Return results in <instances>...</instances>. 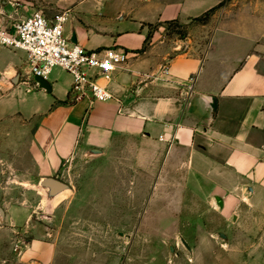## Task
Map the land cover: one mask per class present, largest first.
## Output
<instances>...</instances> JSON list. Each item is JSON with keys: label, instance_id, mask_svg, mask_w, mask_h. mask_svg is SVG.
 Returning <instances> with one entry per match:
<instances>
[{"label": "crops", "instance_id": "0c3cea01", "mask_svg": "<svg viewBox=\"0 0 264 264\" xmlns=\"http://www.w3.org/2000/svg\"><path fill=\"white\" fill-rule=\"evenodd\" d=\"M224 1L200 27L205 48L160 30L147 48L153 25L189 23ZM66 11V33L82 46L129 54L110 83L114 97L92 108L69 103L68 72L55 68L47 91L24 50L0 46V154L31 164L26 176L41 183L68 177L78 156L116 162L127 153L136 171L129 192L145 195L136 203L146 221L157 210L180 221L190 195L234 221L243 210L264 221V0H74ZM31 14L0 0L5 29ZM11 210L6 219L24 220L22 207ZM35 242L30 261L52 264L56 250L36 251Z\"/></svg>", "mask_w": 264, "mask_h": 264}, {"label": "rangeland", "instance_id": "374dc122", "mask_svg": "<svg viewBox=\"0 0 264 264\" xmlns=\"http://www.w3.org/2000/svg\"><path fill=\"white\" fill-rule=\"evenodd\" d=\"M5 1L50 17L73 8L74 2ZM201 26L195 20L153 25L147 48L156 30L172 43L191 38L205 48L209 31ZM14 157L0 154V264H51L30 261L35 241L41 242H35L36 251L56 250L52 264H264V221L255 220L256 211H238L240 220L234 221L227 212L201 209L190 195L180 221L168 220L161 210L152 211L153 220L146 221L145 209L136 203L145 195L129 192L136 171L127 153L116 162L78 156L69 176L60 178L68 188L54 197L26 176L31 164L23 167ZM109 188L116 193L104 194ZM14 206L25 213L16 225L6 219ZM23 251L31 253L22 259Z\"/></svg>", "mask_w": 264, "mask_h": 264}, {"label": "built area", "instance_id": "2783aa9c", "mask_svg": "<svg viewBox=\"0 0 264 264\" xmlns=\"http://www.w3.org/2000/svg\"><path fill=\"white\" fill-rule=\"evenodd\" d=\"M68 21V11L50 17L36 10L7 29L0 26V46L24 50L34 79L48 81L55 68L68 72L73 77L69 103L87 102L92 108L114 97L110 83L129 54L116 47L87 49L74 42L66 33Z\"/></svg>", "mask_w": 264, "mask_h": 264}, {"label": "water", "instance_id": "95a60500", "mask_svg": "<svg viewBox=\"0 0 264 264\" xmlns=\"http://www.w3.org/2000/svg\"><path fill=\"white\" fill-rule=\"evenodd\" d=\"M72 40L74 42H77L75 37H72ZM35 81L38 82L39 86L41 88L46 89L47 91H51L52 87L50 85V83L41 78V77H35ZM41 185L43 188L47 189L48 191V196L49 197H54L59 195L62 191H64L65 189L68 188V185L65 184L63 181L54 178V177H45L42 181H41Z\"/></svg>", "mask_w": 264, "mask_h": 264}, {"label": "trees", "instance_id": "16d2710c", "mask_svg": "<svg viewBox=\"0 0 264 264\" xmlns=\"http://www.w3.org/2000/svg\"><path fill=\"white\" fill-rule=\"evenodd\" d=\"M225 2H226V1L222 2L219 6L210 9L209 11H207L206 13H204L203 15H201L200 17L195 18L194 20H195V21H198V22H200V23H202V24L207 23V22L210 20L212 14H213L218 8H220L221 6H223V5L225 4ZM150 37H151V34L148 36V40H149ZM145 49H146V47H144V48L142 49V51H144Z\"/></svg>", "mask_w": 264, "mask_h": 264}]
</instances>
